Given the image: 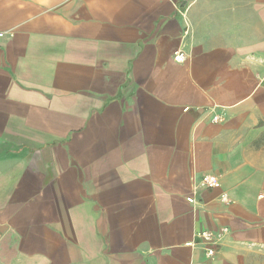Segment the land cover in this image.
Segmentation results:
<instances>
[{
  "label": "crops",
  "instance_id": "0c3cea01",
  "mask_svg": "<svg viewBox=\"0 0 264 264\" xmlns=\"http://www.w3.org/2000/svg\"><path fill=\"white\" fill-rule=\"evenodd\" d=\"M0 264H264V0H0Z\"/></svg>",
  "mask_w": 264,
  "mask_h": 264
},
{
  "label": "built area",
  "instance_id": "2783aa9c",
  "mask_svg": "<svg viewBox=\"0 0 264 264\" xmlns=\"http://www.w3.org/2000/svg\"><path fill=\"white\" fill-rule=\"evenodd\" d=\"M185 59H186V57H185V55H184L183 53H181V52H177V53L175 54L174 60H175L176 62H178V63H182V62L185 61ZM216 121H218L217 118L215 119V122H216ZM203 185L206 186V187L209 188V189H216V188H219V186H220V184H219V179H218L217 177H215V176H213V177H211V176H207V177H205L204 180H203ZM223 201L226 202V201H227V198L224 197V198H223ZM189 202L192 203L193 200H192V199H189ZM202 237H206V234L204 233V234H201V235L199 236V238H202ZM214 254H215V251H214L213 249H209V250H207V252H206V255L209 256V257L214 256Z\"/></svg>",
  "mask_w": 264,
  "mask_h": 264
}]
</instances>
